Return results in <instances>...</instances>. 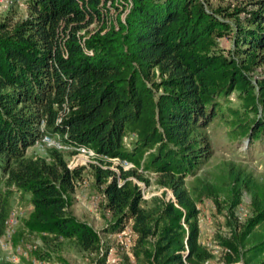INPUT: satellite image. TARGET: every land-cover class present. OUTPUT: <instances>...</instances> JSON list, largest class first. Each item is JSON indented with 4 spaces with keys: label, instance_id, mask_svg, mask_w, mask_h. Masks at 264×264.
Returning <instances> with one entry per match:
<instances>
[{
    "label": "trees",
    "instance_id": "16d2710c",
    "mask_svg": "<svg viewBox=\"0 0 264 264\" xmlns=\"http://www.w3.org/2000/svg\"><path fill=\"white\" fill-rule=\"evenodd\" d=\"M25 4V17L0 19V195L5 185L27 197V231L98 251L100 231L69 210L85 166L68 168L54 146L45 156L26 153L44 134L71 154L88 147L112 214L102 232L129 226L131 253L144 264H202L210 252L198 241V208L185 180L212 155L204 130L214 119L232 140L264 136V0L229 11L209 0ZM222 36L231 37V50L220 48ZM113 157L133 166L119 165L118 174ZM147 174L175 200L165 192L143 198L134 179L149 185ZM258 208L238 239L224 241L236 254L230 262L264 256V230L252 231L264 221V204Z\"/></svg>",
    "mask_w": 264,
    "mask_h": 264
},
{
    "label": "rangeland",
    "instance_id": "374dc122",
    "mask_svg": "<svg viewBox=\"0 0 264 264\" xmlns=\"http://www.w3.org/2000/svg\"><path fill=\"white\" fill-rule=\"evenodd\" d=\"M214 8L249 9L250 0H209ZM28 13L25 0L4 5L0 2V19L12 16L13 20L21 19ZM113 14V13H111ZM239 16H244L241 12ZM230 20V18H228ZM90 28H95L90 26ZM219 46L225 51L232 49L230 36L219 38ZM259 70V69H258ZM233 99L234 96L232 95ZM43 128V125L40 127ZM207 135L212 155L206 159L194 177L186 178L185 187L190 191L198 208V241L205 246L210 257L202 264H264V256L246 263V255L242 253L241 259L230 262L236 254L227 245L225 240L235 241L247 229L250 220L259 213V205L264 204V136L260 141L249 144L248 140H232L227 136L224 124L214 119L204 130ZM51 139L58 140L51 136ZM45 142L35 143L27 148V155L45 156L47 148L51 147ZM53 147V146H52ZM64 152L67 164L72 158V148L60 149ZM83 170V178L78 181L71 194L73 200L69 206L71 213L80 220L88 222L93 228L100 231L102 246L98 251L82 249L75 241L56 238L27 231L23 221L31 210V205L26 196H22L14 187L1 185L0 209L3 211L0 219V264H61L60 258L68 264H144L131 253L133 236L130 227L121 239L116 235H105L102 230L109 224L112 214L105 207L103 198V185L96 182L90 164H98L96 157L89 158ZM84 160V158L82 159ZM109 167L119 174V165L111 162ZM150 184L134 179L142 188L143 198L148 199L153 195L170 198V190L159 187L155 183V176L147 174ZM241 178L238 193H233L232 186ZM120 182V179L118 178ZM235 200L238 203L234 205ZM13 230L10 243L20 246L26 254H17L18 261L9 260L10 255L3 249V242L7 241L6 229ZM264 230V221L256 224L253 233L258 234ZM248 233L245 234L247 236ZM247 239V237H246ZM41 251L50 256L39 257L35 252ZM243 252V248H241ZM104 255V259L100 258ZM114 261H107V258Z\"/></svg>",
    "mask_w": 264,
    "mask_h": 264
},
{
    "label": "built area",
    "instance_id": "2783aa9c",
    "mask_svg": "<svg viewBox=\"0 0 264 264\" xmlns=\"http://www.w3.org/2000/svg\"><path fill=\"white\" fill-rule=\"evenodd\" d=\"M0 2L4 3V5H11L12 3H15V2H19V0H0ZM124 17V15H123ZM94 26V24H91L90 26ZM39 142H45L49 145H52L58 149H65V148H68L69 146L63 144L61 141L59 140H54V139H51L50 136L48 135H42V137L37 140L35 143H39ZM71 148V147H69ZM76 152L73 154L72 158L70 159L69 163L67 164L68 168L70 169H73L74 167H78V166H83V165H86L87 162H90V159L91 157H96L97 154L90 148L88 147H85V146H79V147H76L75 148ZM84 158V160H82ZM107 160L111 161V162H115L122 166L123 169H128L130 167H132L133 165L127 161H124V160H120L119 158L117 157H113V158H108ZM103 198H105V195L103 194ZM127 228V227H126ZM126 228H124L123 230H121L119 233H117L116 235L121 239V236L123 234H125L126 232ZM132 231V230H131ZM13 233V230H10V227H8L5 231V236H6V239L7 241L3 242L2 246H3V249L5 251H7V253H9L10 255L8 256L9 260L13 263L17 262L18 261V255H14L12 253V251H15L17 252V254H26V252L22 251L21 250V247L20 246H13L11 243H10V236L12 235ZM132 233V236L134 238V233ZM107 261H114L113 258H107Z\"/></svg>",
    "mask_w": 264,
    "mask_h": 264
},
{
    "label": "water",
    "instance_id": "95a60500",
    "mask_svg": "<svg viewBox=\"0 0 264 264\" xmlns=\"http://www.w3.org/2000/svg\"><path fill=\"white\" fill-rule=\"evenodd\" d=\"M166 190H169V189H167V188H165ZM170 198L172 199V200H175V198H174V196H173V193H172V191L170 190Z\"/></svg>",
    "mask_w": 264,
    "mask_h": 264
}]
</instances>
